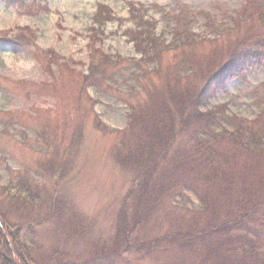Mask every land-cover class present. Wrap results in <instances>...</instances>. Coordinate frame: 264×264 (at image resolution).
Listing matches in <instances>:
<instances>
[{"label": "rangeland", "instance_id": "1", "mask_svg": "<svg viewBox=\"0 0 264 264\" xmlns=\"http://www.w3.org/2000/svg\"><path fill=\"white\" fill-rule=\"evenodd\" d=\"M243 3L27 0L23 5L8 6L0 1V37L15 40L0 50L1 206L10 228L20 227L21 242L30 249L31 256H24L28 263L206 264L198 255L178 252L145 256L130 249L127 241L120 251L111 248L115 230L122 226L117 224V212L133 180V173L121 167L114 152L128 125L130 104L136 103L140 93L145 96L143 88L163 84L162 76L170 72L183 71L176 67L181 62L193 68L196 60L204 63L216 55L222 57L218 51L233 38L218 39L223 30L207 23L225 25L230 19L227 16L235 15ZM100 6L109 12L100 11ZM138 10L140 20L156 24V35L164 46L161 54L156 49L144 57L130 40L127 32L137 28L133 14L138 15ZM186 30L193 45L177 47L184 40L173 31L183 34ZM103 53L112 57L109 70L113 77L97 89L87 88L81 112L78 103H67L76 110L71 118L82 120L78 125L69 121L73 128L64 132L65 116L57 111L55 83L61 93L77 98V78L88 74L92 61ZM64 104L59 107L65 109ZM263 107L264 68H254L244 81H228L206 108L215 122V134L228 125L230 117L255 119ZM97 122L108 132L97 130ZM22 179L33 182V189L40 188V200L32 204L28 196L14 197ZM198 206L196 196L189 192L179 207H169L189 217L201 211ZM206 212L211 217L208 221L219 215L213 207ZM159 218L150 235L168 227L173 230L168 217Z\"/></svg>", "mask_w": 264, "mask_h": 264}, {"label": "trees", "instance_id": "2", "mask_svg": "<svg viewBox=\"0 0 264 264\" xmlns=\"http://www.w3.org/2000/svg\"><path fill=\"white\" fill-rule=\"evenodd\" d=\"M1 1L19 6L27 0ZM100 11L108 9L100 6ZM138 11V15L133 14L137 28L127 32L130 40L144 57L156 49L161 54L164 46L156 35V24L140 20ZM227 17L230 19L225 25L207 23L217 31L223 30L218 39L233 38L222 45V52L218 51L224 54L222 57L216 55L204 63L196 60L193 68L190 63L177 64L183 71L162 76L163 84H149L143 88L145 96L140 93L142 98L130 104L128 125L114 152L121 167L133 173L116 216L118 226H122L111 239V248L117 251L127 241L130 249L145 256L170 251L198 255L206 264H264V107L255 119L230 117L228 125L215 134V122L206 108L228 81H244L254 68H264V0H244L241 9ZM184 32L173 31L184 40L176 43L177 47L193 45L187 30ZM184 34L188 35L185 39ZM6 39L14 44L15 40ZM109 56L94 59L88 74L77 78V98L61 93L55 83L57 111L65 116L64 132L73 128L69 121L78 125L82 120L71 118L76 110L67 103H78L76 107L81 112L87 88L97 89L113 77L109 70L113 60ZM160 72L155 74L159 76ZM136 78L139 81L140 77ZM63 103L65 109L59 107ZM95 128L108 132L100 122ZM33 185L22 179L14 197L21 200L22 195L28 196L32 204L40 200L41 190L33 189ZM189 192L196 196L201 211L189 217L175 213L169 206L179 207ZM2 196L0 264H27L24 256H31L30 249L21 242L20 227L12 230L2 215H6ZM212 207L219 215L208 221L211 217L205 215L206 209ZM165 216L173 230L168 227L150 235L154 222ZM75 230L78 231L76 227Z\"/></svg>", "mask_w": 264, "mask_h": 264}, {"label": "snow or ice", "instance_id": "3", "mask_svg": "<svg viewBox=\"0 0 264 264\" xmlns=\"http://www.w3.org/2000/svg\"><path fill=\"white\" fill-rule=\"evenodd\" d=\"M9 41L4 38V37H0V50H2L3 45H5L6 43H8Z\"/></svg>", "mask_w": 264, "mask_h": 264}]
</instances>
